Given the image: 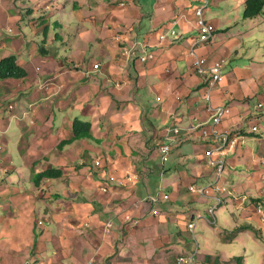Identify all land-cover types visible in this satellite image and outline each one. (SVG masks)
<instances>
[{
    "label": "crops",
    "instance_id": "1",
    "mask_svg": "<svg viewBox=\"0 0 264 264\" xmlns=\"http://www.w3.org/2000/svg\"><path fill=\"white\" fill-rule=\"evenodd\" d=\"M28 1L33 2V8L28 7L25 15V8L9 5L14 0H0V61L15 56L28 74L23 79H0V165L6 171H2L0 178V194H4L0 196L3 204L0 230L16 238L25 236L29 247L22 251V259L30 258L33 250L36 264H92L113 249L114 243L108 235L97 234L100 221L93 211L119 216L120 210L107 204L103 194L112 198L135 194V199L141 200L144 195L136 181L130 190L124 191V187L108 183L107 177L134 174L133 168L151 156L152 153L146 157L144 152L148 153L152 147L153 136H158L159 147L167 127L179 128L171 155L186 165L172 175L171 169L163 171L169 178L172 194H191L209 202L196 190L219 177L205 156V151L214 143L205 141L199 134V127L210 121V106L223 104L231 108L220 126L230 132L233 140L224 157L226 168L218 181L223 190L216 194L220 198L228 197L221 206L232 210L238 202L237 208H244L249 197L264 193L262 127L252 124L247 130L241 128L245 119L264 118V61L251 60L244 68L232 67L211 90L210 102L205 99L208 75H198L187 56L191 42L198 35L195 8L204 0ZM245 1L240 0L243 7ZM208 9L206 19L215 25L216 31L211 40L198 48V53L209 63H222L231 59L233 53L239 55L242 36H248L249 32L238 29L237 34L226 38L227 28L221 24L230 25L231 17H211ZM51 10L55 11L49 15ZM55 12V24L62 31V37L58 38L63 47L52 56L46 49L49 43L44 32H49ZM236 17L237 29L241 19L239 15ZM176 19L178 24L174 23ZM25 21L32 33L27 34L20 27ZM171 26L179 36L162 42L160 34ZM135 44L138 49L129 54ZM142 49L152 52L154 57L141 62L138 55ZM90 54L96 57L88 59ZM49 79L52 81L49 90L41 89V84ZM253 97L258 99V113L252 111L249 103ZM146 100H150L149 105H145ZM75 119L91 123L93 138L79 139L59 149L61 142L72 138L71 124ZM252 126H258V131H253ZM90 154L95 156L93 164L89 161ZM190 158L193 160L186 162ZM96 161H100V167L95 166ZM241 165L248 170L247 178L239 174ZM36 166L39 171L34 170ZM48 168H58L63 175L55 181L48 180L47 184L69 186L63 190L65 193L74 191L68 210L71 221L81 220V227L94 228L97 234L90 240L86 238L81 245L78 238L67 241V253L62 251L65 246L55 235L58 216L54 194L40 196L39 187L32 182L34 172ZM229 178L233 184H229ZM79 183L86 186L82 193L75 192ZM27 184L32 186L28 188ZM191 186L194 192L189 191ZM102 188L107 191L102 192ZM64 198L63 194L58 201ZM44 207L48 208L45 218L36 222L37 213ZM202 218L201 213L197 215L198 221ZM107 223L111 227L114 224ZM106 224L105 231L111 228ZM68 225L69 229L75 227L72 223ZM13 247L5 250L10 256L17 254ZM0 257L6 260L1 251ZM0 264H4L1 259Z\"/></svg>",
    "mask_w": 264,
    "mask_h": 264
},
{
    "label": "rangeland",
    "instance_id": "2",
    "mask_svg": "<svg viewBox=\"0 0 264 264\" xmlns=\"http://www.w3.org/2000/svg\"><path fill=\"white\" fill-rule=\"evenodd\" d=\"M209 2L210 7L207 13L209 16L220 19L225 15L231 17L232 22L230 25L221 24L224 29L227 28L228 33L224 35L226 38L237 34L238 29L241 32H249L248 36H242L243 46L238 47V51H240L239 55L233 53L231 59L224 60L221 63L222 72L228 73L236 65L244 68V65L248 64L251 60H258L263 63L264 11L255 18L243 19L244 7L240 0H209ZM54 3H56V0ZM9 5L16 9L17 7L21 9L25 8V15H27L28 7L33 8V2L28 0H14ZM54 11L51 10L49 15H52ZM236 15H239L241 19L239 23L237 22L239 24L237 29L234 27L237 20ZM55 23L56 12L52 18L50 30L46 35L49 43L46 49L50 51L52 56H55L56 52L60 53V49L63 47L58 38V36L62 37V31L57 28ZM20 27L27 34L32 33L26 21L21 22ZM42 46L45 47L43 44ZM245 53V57L244 55L241 56ZM237 56H241V58ZM88 57V59L96 57V54H90ZM257 101L258 99L253 97L249 103L252 111L258 113V108H256ZM149 104L150 100H146L145 105ZM252 124L260 125L264 135V118L254 116L248 118V120L245 119L241 122V128L247 130ZM153 137V148L151 147L148 153L144 152L146 157L152 153L151 156L133 168V173L137 178V187L141 191V194L144 195V199H135V194H123L113 196V198L112 195L108 197L109 194H103V198L108 201L107 204L110 203V206H114V208L120 210L119 216L115 217L113 214L104 213L100 210L102 216L99 217L100 213L93 211L94 213L96 212L95 214H98V220L100 221L97 234H102V237L108 235L109 240L114 243V247L113 249L110 248L99 260L93 261L92 264H178L177 258L182 255H195L193 264H264V193L257 194L255 197H249L243 205L244 208H237L238 202H235L232 210L223 205L218 209V216L210 214L208 209L215 204L212 199H209L210 201L208 202L200 199L201 197L195 198L191 194H172L168 186L169 178L167 175H163L165 173L163 171L171 169L170 175H172V173H176V169H185L186 165L172 157V151L168 162L162 163L161 155L157 150L158 136L155 135ZM176 141L177 139H175ZM248 143L252 144L250 140H248ZM175 151L177 150L174 149V154ZM191 153L192 151L190 150L189 154ZM94 158L93 154L89 155L91 164L94 163ZM192 160L193 158H190L186 162H191ZM3 170L4 167L0 165V178L3 177ZM34 170L39 171V168L36 166ZM230 170L233 171L234 169L230 168ZM238 171H241L239 174L247 178L245 174L248 170L245 166L241 165ZM228 180L229 184H233L232 179L229 178ZM42 182L38 188L40 196L54 194L55 215L57 214L58 216L55 235L61 239L62 244L65 246V250L62 251L67 253V241L73 242L78 238V244L81 245L83 241L86 242V238L92 239L93 236L97 235L94 233V228L86 227L84 229L81 227V220L77 221L78 223L71 221L68 210L72 204L70 201L72 197L70 195L74 191L71 189V193L63 192L69 186L60 188L59 186H55V184H47L46 182L48 181L46 180ZM27 186L29 188L32 185L27 184ZM85 187V184L79 183L76 185L75 192L82 193ZM130 188H132V185L129 188L126 186L123 189L124 191H128ZM159 192H163L169 198L166 200L162 199L161 196L163 194ZM186 192L187 190L184 193ZM158 193L160 196H158ZM63 194L65 196L64 200L58 201L63 198ZM0 196L3 197L4 194H0ZM152 197L157 200L155 203L151 201L150 198ZM227 198L226 196L224 198L221 197L222 201H226ZM53 202L50 201V203ZM80 202L85 203L81 200ZM2 206L3 204L0 203V208ZM259 206L262 207L263 212L258 210ZM47 210L48 208H42L41 212L37 213L35 221L43 220L47 214ZM153 211L157 213L153 214ZM198 211L204 217L202 221L197 220V215L200 214ZM21 212L23 213L22 210ZM0 214L2 213L0 212ZM18 218L20 217L18 216ZM93 219H97V216H94ZM89 220L90 218L86 219V221ZM108 221L114 224L109 230L105 231L103 225ZM195 221H198L195 231L191 232L188 224ZM71 223L72 225L77 224L75 227L72 226L69 229L68 224ZM226 225H230V227H225ZM248 225L254 227L255 231L254 229L244 230L245 226ZM17 235L19 236V234ZM27 243L28 240L25 236L16 238V235L0 230V251L6 255V260L0 257L2 262L4 264H6L5 262H8V264H27L30 262L31 264H36V261H33V257L36 255L33 250H31L30 258L26 260L22 259L24 254L22 251L26 247H29ZM11 247L17 251V254L13 256L7 254L5 250H9Z\"/></svg>",
    "mask_w": 264,
    "mask_h": 264
},
{
    "label": "built area",
    "instance_id": "3",
    "mask_svg": "<svg viewBox=\"0 0 264 264\" xmlns=\"http://www.w3.org/2000/svg\"><path fill=\"white\" fill-rule=\"evenodd\" d=\"M210 7L209 0H204V3L200 6L195 8V13L197 17V28H198V35L195 36L191 45L187 50V56L192 61V66L195 72L202 76L205 73L208 75L207 79V90L205 94V99L210 102V93L211 90L222 81L223 79V72L221 68L220 61H214L209 63L207 58L203 55L198 53V48L204 45L206 42L211 40L214 32L216 31V27L213 23L209 22L206 19V10ZM175 24L179 23V20H175ZM9 32H13V29L9 28ZM179 36L178 31L174 28V26L169 27L166 31L160 34V40L162 42L170 39V38H177ZM138 49V45L135 44L131 50H129V54L134 53L135 50ZM154 57L152 52L146 51L142 49V51L138 55V59L141 62H146ZM98 65H93V69L96 70ZM52 84L51 79L46 80L41 84V89L47 91L49 90V86ZM160 97H157L159 100ZM261 107V104H258ZM10 109L12 106L9 107ZM209 110L211 111V117L209 123L205 125H201L199 127V134L205 140L214 143L211 145L206 151L205 156L207 157V164L217 170L219 177L213 183L198 188L196 191L199 192L202 196L208 199H212L215 204L209 208L210 214H216L218 208L222 204V199L216 194L223 190L218 184V181L226 168V159L225 154L228 150L230 144L233 142L230 137V132L226 129H221V123L223 120L230 114L231 108L228 105H217V106H210ZM253 131H258V126H252ZM179 128L176 126L167 127L164 129L160 142L158 151L161 155L162 163H166L169 160L170 153L172 151V145L175 142L176 137L178 136ZM0 146V150H1ZM264 163V159H263ZM100 161L95 162L96 167H100ZM137 180L134 174H123V175H109L107 177L108 183L113 184L116 187H126L127 185L133 184ZM106 188H102V192H106ZM189 191L194 192L195 189L193 186L189 188ZM162 199L166 200L169 198L168 195L163 194ZM153 203L157 200L155 198H150ZM259 211L263 212L261 206H259ZM156 211H153V214H156ZM264 220V217H263ZM107 228L111 227L110 223L106 224ZM188 228L191 232L195 231L196 222H192L188 224ZM178 264H193L195 261V255H182L177 258ZM27 264H31L27 263Z\"/></svg>",
    "mask_w": 264,
    "mask_h": 264
},
{
    "label": "trees",
    "instance_id": "4",
    "mask_svg": "<svg viewBox=\"0 0 264 264\" xmlns=\"http://www.w3.org/2000/svg\"><path fill=\"white\" fill-rule=\"evenodd\" d=\"M264 11V0H246L244 3V19L255 18ZM44 35H47V31L44 32ZM44 51V47L41 49ZM27 71L21 66L18 62L17 57L9 56L0 61V79H23L27 77ZM72 129V138L63 141L59 144V149H62L63 146L68 145L79 139H92L91 135V123L90 122H81L80 120L75 119L71 124ZM63 175V172L58 168H48L40 172L33 173V186L39 187L43 180H53L59 179ZM40 225L39 223H35ZM254 229L252 226H245L244 230ZM255 231V229H254Z\"/></svg>",
    "mask_w": 264,
    "mask_h": 264
}]
</instances>
